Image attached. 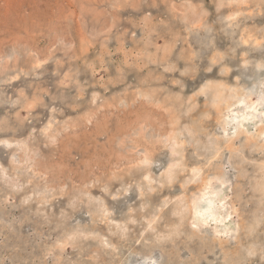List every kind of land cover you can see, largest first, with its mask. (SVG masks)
<instances>
[{"label": "rangeland", "instance_id": "374dc122", "mask_svg": "<svg viewBox=\"0 0 264 264\" xmlns=\"http://www.w3.org/2000/svg\"><path fill=\"white\" fill-rule=\"evenodd\" d=\"M263 77L259 0H0V264H264Z\"/></svg>", "mask_w": 264, "mask_h": 264}, {"label": "bare ground", "instance_id": "6f19581e", "mask_svg": "<svg viewBox=\"0 0 264 264\" xmlns=\"http://www.w3.org/2000/svg\"><path fill=\"white\" fill-rule=\"evenodd\" d=\"M219 4V3H218ZM201 13V12H200ZM233 16V15H232ZM144 18V17H143ZM169 48V47H168ZM123 66V65H122ZM259 73V72H258ZM147 77V76H146ZM257 77V76H256ZM258 78V77H257ZM264 78V77H263ZM262 78V79H263ZM254 79V78H253ZM252 79V80H253ZM260 81V80H259ZM61 82V81H60ZM211 82V81H210ZM251 82V81H250ZM208 87V86H207ZM216 87H217V89H218V94H219V96H218V99L217 100H215L214 101V104H215V106L217 107V108H219V107H221V106H223V108H224V110L225 109H227V110H229L230 109V106L232 105V103H231V101H230V98H229V96L227 97V96H225L223 93H224V89H223V84L222 83H216ZM208 90H209V88H208ZM215 90V89H214ZM209 92V91H208ZM264 92V91H263ZM262 92V93H263ZM214 93V92H213ZM253 93V92H252ZM217 94V95H218ZM256 94H257V91H256ZM264 94V93H263ZM217 95H216V97H217ZM232 98H233V96H232ZM249 98V97H248ZM251 98H252V96H251ZM259 98V97H258ZM253 99V98H252ZM249 100V99H248ZM255 100V99H254ZM261 100V99H260ZM245 101V100H244ZM243 102V101H242ZM252 102V101H251ZM249 104H251V103H249ZM248 104V105H249ZM263 104V103H262ZM240 105V104H239ZM258 105H260V104H258ZM258 105H257V103L255 102L254 104H253V112L251 113V114H253L255 117H258V118H260L261 116H262V111L260 110V108L258 107ZM264 105V104H263ZM29 106V105H28ZM246 107V106H245ZM249 108H250V106H248ZM222 108V107H221ZM246 109H248V108H246ZM252 109V108H251ZM217 111V110H216ZM223 110H221L220 112H222ZM248 111V110H247ZM251 111V110H250ZM218 112V111H217ZM243 112V111H242ZM239 113V112H238ZM245 113V112H244ZM264 113V112H263ZM220 114V113H219ZM233 114V113H232ZM240 114V113H239ZM221 115V114H220ZM249 116V115H248ZM219 117V116H218ZM235 117V116H234ZM246 117V116H245ZM233 118V117H232ZM253 118V117H252ZM222 119H223V117H222ZM226 119V118H225ZM247 119V118H246ZM257 119V118H256ZM251 120V119H250ZM221 121V120H220ZM227 121V120H226ZM225 121V122H226ZM230 121H231V117H230ZM261 121V120H260ZM52 122V121H51ZM51 122H50V125H51ZM223 122V121H222ZM221 122V123H222ZM224 122V123H225ZM253 123H254V121H252ZM259 122V121H258ZM230 123V122H229ZM229 123H228V125H229ZM231 123H233V122H231ZM263 123V122H262ZM52 124H53V122H52ZM223 124V123H222ZM224 126V125H223ZM241 126V125H240ZM259 126H261V125H259ZM49 128V127H48ZM257 129V128H256ZM225 130H226V128H225ZM259 130V129H258ZM261 131H258L257 133H258V135H259V132H264L263 130V126H262V128L260 129ZM172 131V130H171ZM244 131V130H243ZM241 132V131H240ZM247 133H248V131H247ZM244 134V133H243ZM255 134H256V132H255ZM170 135H172V134H170ZM238 135H239V133H238ZM173 136V135H172ZM237 136V135H236ZM256 136V135H255ZM180 135L178 134L177 136H173V138H174V141L177 143V145L178 144H180ZM257 137V136H256ZM259 138V137H258ZM249 139V138H248ZM260 139V138H259ZM236 140V139H235ZM252 140H253V137H252ZM255 140H257V138L255 139ZM21 141V140H20ZM227 141H229L228 139H227ZM232 141V140H231ZM6 142H7V144H8V147L9 146H11L10 145V141H8V140H6ZM227 143V142H226ZM13 144V143H12ZM16 144V143H15ZM5 145H6V143H5ZM232 145V144H231ZM23 146V145H22ZM229 146V145H228ZM25 147V146H24ZM231 147V146H230ZM172 149H173V147H172ZM141 156V155H140ZM145 156H147V155H145ZM21 157V156H20ZM143 158V157H142ZM17 164V163H16ZM23 164V163H22ZM171 165V164H170ZM177 165H182L180 162H179V160H175L174 162H172V165H171V167L173 168L174 166H177ZM30 166V165H29ZM179 167V166H178ZM15 168V167H14ZM17 168V167H16ZM177 168V167H176ZM194 169V168H193ZM169 170H171L170 168H169ZM169 170H167V173H168V171ZM23 171V170H22ZM261 171V170H260ZM3 172V171H2ZM1 172V173H2ZM171 173V172H170ZM7 176V175H6ZM170 177H168V179L170 178V180H172V176L171 175H169ZM147 179H149V178H147ZM187 183V182H186ZM209 183H213L212 185H211V188L209 189V188H207V189H209L210 190V194L208 195V196H202V192H200V190H199V192H200V194H195L194 195V197L192 198V201H193V203H194V205H195V212H196V214H198L197 216H200L201 217V215H204V216H209V215H211L212 217L213 216H215L216 214H217V211L219 210V208H220V206L216 203V201H217V199H220V192H221V187L223 186V185H225L224 183V181L223 180H212V181H209ZM188 184V183H187ZM202 184V183H201ZM14 186H15V184H14ZM210 186V185H209ZM262 187V186H261ZM61 190V189H60ZM209 190H207V191H209ZM204 192V191H203ZM206 194H208V193H206ZM114 195V194H113ZM199 202V203H198ZM162 206V205H161ZM102 207V206H101ZM106 207V206H105ZM221 210V209H220ZM110 213V212H109ZM226 212H224V214H225ZM217 216V215H216ZM215 216V217H216ZM212 217H211V219H212ZM203 218V217H202ZM206 218V217H205ZM207 219V218H206ZM5 221V220H4ZM111 221V220H110ZM213 221V220H212ZM225 221V220H224ZM117 222V221H116ZM119 222V221H118ZM115 223V222H114ZM218 223V222H217ZM223 223V222H222ZM126 226V225H125ZM119 228V227H118ZM122 230V229H121ZM126 230V229H125ZM88 234H90V233H88ZM84 235V234H83ZM86 235V234H85Z\"/></svg>", "mask_w": 264, "mask_h": 264}, {"label": "clouds", "instance_id": "9594fccd", "mask_svg": "<svg viewBox=\"0 0 264 264\" xmlns=\"http://www.w3.org/2000/svg\"><path fill=\"white\" fill-rule=\"evenodd\" d=\"M146 2H147V0H146ZM259 4H260V5H264V0H259ZM204 71H206V72H211V68H206V69H204ZM187 74H188V70H187V69H185V70L181 73L182 76L187 75ZM0 143H6V141H2V140H0Z\"/></svg>", "mask_w": 264, "mask_h": 264}]
</instances>
